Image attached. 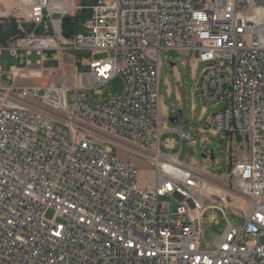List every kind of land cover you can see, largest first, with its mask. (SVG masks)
I'll list each match as a JSON object with an SVG mask.
<instances>
[{
  "label": "built area",
  "instance_id": "1",
  "mask_svg": "<svg viewBox=\"0 0 264 264\" xmlns=\"http://www.w3.org/2000/svg\"><path fill=\"white\" fill-rule=\"evenodd\" d=\"M9 12L18 36L0 53L23 67L6 73L13 85L0 82V264H264V0H29L24 16ZM46 50L54 62L83 57L78 83L16 85L43 77ZM172 51L205 64L194 93L206 107L226 102L202 131L232 140L223 177L248 203L210 250L203 217L224 215L211 197H225L179 161L174 139L162 141L189 138L159 111L160 53ZM117 76L124 94L90 104L88 90ZM105 135L139 148L152 188ZM174 195L169 215L162 199Z\"/></svg>",
  "mask_w": 264,
  "mask_h": 264
},
{
  "label": "rangeland",
  "instance_id": "2",
  "mask_svg": "<svg viewBox=\"0 0 264 264\" xmlns=\"http://www.w3.org/2000/svg\"><path fill=\"white\" fill-rule=\"evenodd\" d=\"M12 9H16L15 15L24 16L27 10L26 1H22L20 6L15 7L10 0H0V33H7L13 25L12 20L15 18L9 12ZM4 12L5 14H3ZM23 26L27 31L31 29L27 24ZM14 37H9L6 43H10ZM20 55L21 53L18 56ZM43 56L47 69V71H43V77L31 78L29 81L19 80L15 83L16 85H46L63 81L69 85H75L78 83L76 80L78 74L86 69L83 57L79 54L65 56L62 62L53 61L54 51L46 50L43 52ZM103 57L104 55L96 56V58ZM27 59L35 64L39 56L33 53ZM170 63L174 66H170ZM159 65V111L161 118L166 119L165 128L174 127L189 134L188 139H180L176 133H165L162 141L166 138L174 139L175 149L172 153L179 155L178 159L182 164L196 165L205 171V178L211 190L224 195L226 200V204L223 205L219 196L211 197L214 205L220 204L222 206L224 215L217 209H210L203 217L201 249L210 250L215 238L227 226V221L234 226L243 224L244 220L240 216V211L234 207L246 209L248 204L244 198L236 193L231 181L223 177L227 171V157L233 144L232 140L228 135L222 133L213 135L202 131L210 116L219 112L226 102L222 101L206 107L200 95L194 93V89L203 75L205 64L194 63L191 54L173 51L161 52ZM12 67L19 68L23 65L19 59H15L8 51L3 50L0 53V70L2 72L0 82L3 86L13 85L6 74ZM125 87L126 84L122 77H114L97 88L99 94L96 93L95 89L88 90L89 103L95 104L104 100L119 98L124 94ZM204 107L206 108L205 111L203 110ZM174 117H177V121L171 123L169 119ZM101 137L120 146L121 150L113 148L114 154L137 168L138 183L141 187L147 189L153 187V174L146 158L144 161L136 158L139 154L143 155L138 147L126 144L112 135ZM125 152H130L132 156ZM211 153L212 158L210 157ZM162 200L170 203L171 210H174L177 202H181L182 198L174 195ZM52 217L53 211L49 210L46 213V218L52 219Z\"/></svg>",
  "mask_w": 264,
  "mask_h": 264
},
{
  "label": "trees",
  "instance_id": "3",
  "mask_svg": "<svg viewBox=\"0 0 264 264\" xmlns=\"http://www.w3.org/2000/svg\"><path fill=\"white\" fill-rule=\"evenodd\" d=\"M12 23L13 25L7 33H0V45H6L9 37L12 38V36H15L14 38H16L18 36V30L15 20H12Z\"/></svg>",
  "mask_w": 264,
  "mask_h": 264
},
{
  "label": "crops",
  "instance_id": "4",
  "mask_svg": "<svg viewBox=\"0 0 264 264\" xmlns=\"http://www.w3.org/2000/svg\"><path fill=\"white\" fill-rule=\"evenodd\" d=\"M23 0H10L11 4H13V6H20L21 2ZM26 1V7L28 8V3L29 0H25ZM23 1V2H25ZM73 3H75L78 6H82V7H86L89 6L90 4L93 3L94 0H86V1H82V0H71Z\"/></svg>",
  "mask_w": 264,
  "mask_h": 264
},
{
  "label": "water",
  "instance_id": "5",
  "mask_svg": "<svg viewBox=\"0 0 264 264\" xmlns=\"http://www.w3.org/2000/svg\"><path fill=\"white\" fill-rule=\"evenodd\" d=\"M69 21H70L69 17H65V18L63 19V27H66V26L68 25ZM65 36H67V35H65ZM170 66H174V64L170 63ZM169 121H170L171 123H174V122L177 121V117L170 118ZM204 157H205V156H204ZM210 157L212 158V153H211Z\"/></svg>",
  "mask_w": 264,
  "mask_h": 264
},
{
  "label": "bare ground",
  "instance_id": "6",
  "mask_svg": "<svg viewBox=\"0 0 264 264\" xmlns=\"http://www.w3.org/2000/svg\"><path fill=\"white\" fill-rule=\"evenodd\" d=\"M169 215H177V208H174V210H171V208H169Z\"/></svg>",
  "mask_w": 264,
  "mask_h": 264
}]
</instances>
